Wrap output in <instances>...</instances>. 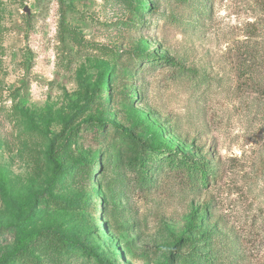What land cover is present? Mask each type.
I'll return each instance as SVG.
<instances>
[{
  "label": "rangeland",
  "instance_id": "374dc122",
  "mask_svg": "<svg viewBox=\"0 0 264 264\" xmlns=\"http://www.w3.org/2000/svg\"><path fill=\"white\" fill-rule=\"evenodd\" d=\"M0 264H264V0H0Z\"/></svg>",
  "mask_w": 264,
  "mask_h": 264
},
{
  "label": "trees",
  "instance_id": "16d2710c",
  "mask_svg": "<svg viewBox=\"0 0 264 264\" xmlns=\"http://www.w3.org/2000/svg\"><path fill=\"white\" fill-rule=\"evenodd\" d=\"M148 56H151V57H152L153 54L148 55ZM165 60H167V59H165ZM129 135H130V136H133V134H131V133H130ZM51 151H52V149H51ZM182 155H183V154H182ZM182 157H183V156H182ZM182 157H181V158H182ZM180 161L183 162V163H185V164H187V165H189V166H191V163H192V160H191L190 158H188L187 156H184L183 159H180Z\"/></svg>",
  "mask_w": 264,
  "mask_h": 264
}]
</instances>
